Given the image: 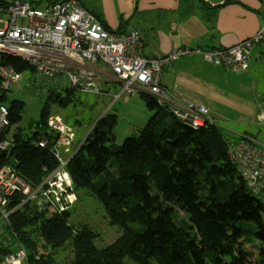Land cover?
Wrapping results in <instances>:
<instances>
[{
    "label": "trees",
    "instance_id": "1",
    "mask_svg": "<svg viewBox=\"0 0 264 264\" xmlns=\"http://www.w3.org/2000/svg\"><path fill=\"white\" fill-rule=\"evenodd\" d=\"M25 1L40 9L64 0ZM6 63L23 75L35 73L20 59ZM61 89L47 88L40 119L27 133L18 129L12 147L0 150V168L14 166L35 188L58 168L56 158L34 143L48 134L52 105L67 108L73 102L75 91ZM140 97L155 113L138 137L116 145L103 118L67 165L75 187H91L112 220L123 225L121 238L100 249L91 230H72L69 211L57 214L16 197L7 207L13 211L9 224L0 222V262L21 245L31 264H55L54 255L43 249L56 250L72 240L74 264H264V208L227 155L234 138L216 124L192 129L154 98ZM7 100V93L0 92V104ZM7 106L10 125L1 140L8 139L25 112L24 102Z\"/></svg>",
    "mask_w": 264,
    "mask_h": 264
},
{
    "label": "built area",
    "instance_id": "2",
    "mask_svg": "<svg viewBox=\"0 0 264 264\" xmlns=\"http://www.w3.org/2000/svg\"><path fill=\"white\" fill-rule=\"evenodd\" d=\"M263 37L264 24L255 36L229 48H180L162 57L149 58L144 54L136 28L111 31L79 0H64L40 9L25 0L5 1L4 5L0 4V92L7 93L13 84L23 79V74L6 63V59L15 58L27 63L35 71L34 80L45 83L47 88L69 87L78 93L102 96L106 93L104 86L119 84L121 91L114 96L115 101L124 92L144 93L184 125L198 130L218 124L205 106L176 100L161 82L163 69L181 57L201 55L207 62L239 75L249 70L253 48ZM261 123L264 125V116ZM9 125L10 110L0 104V136ZM94 128L95 125L90 128L81 145ZM47 129L48 134L39 137L34 145L50 152L58 161V168L35 188L14 166L1 167L2 224H9L13 211L7 207L16 197L21 198L22 204L37 203L57 214L69 211L78 202L73 178L67 171L73 155L65 157L63 153L75 149L81 127L59 113H52ZM12 145V140L0 139L1 151L9 150ZM227 155L264 208V145L255 138L241 137L228 144ZM0 264L31 263L27 250L19 245Z\"/></svg>",
    "mask_w": 264,
    "mask_h": 264
},
{
    "label": "rangeland",
    "instance_id": "3",
    "mask_svg": "<svg viewBox=\"0 0 264 264\" xmlns=\"http://www.w3.org/2000/svg\"><path fill=\"white\" fill-rule=\"evenodd\" d=\"M5 1L11 3L13 0ZM255 47L249 61L250 77L245 78L244 74L237 75L222 69L225 73L224 78L214 80L196 78L194 87L188 88L179 81L173 97L178 101L204 104L218 126L231 140L234 138L233 142L239 138V135L249 133L256 136V139L264 145V125L260 123L258 116L260 112L261 115L264 114V40ZM185 57L189 56L181 58ZM39 81L34 80L32 75L24 74L23 79L13 84L7 92L6 105L11 101H21L25 104L22 121L10 128L8 139L12 140L18 129H23L27 133L31 124L40 119L47 87ZM114 90L116 91L113 94H118L121 86L118 84ZM104 91L109 93L107 86H104ZM142 95L145 94L124 92L115 101L113 96L105 94L96 96L75 92L74 100L67 108H59L54 103L53 113H59L68 121L78 124L82 130L78 135L75 149L67 154L63 153V156L71 157L80 147L79 144L90 128L103 118L105 127H111L115 135L116 145L121 146L127 138L138 137L155 113V109L146 106L140 97ZM75 188L78 202L69 210L68 219L72 230L74 232L84 228L91 230L96 236L97 247L100 249L116 243L124 233L123 225L112 220L91 187L76 186ZM174 210L177 211L179 218H185L184 213L177 207ZM50 215L51 212L48 216ZM131 225L136 229L139 228L136 224ZM43 251L54 255L55 264H74L75 250L72 240L56 250L47 247ZM37 257L36 261L40 256Z\"/></svg>",
    "mask_w": 264,
    "mask_h": 264
},
{
    "label": "crops",
    "instance_id": "4",
    "mask_svg": "<svg viewBox=\"0 0 264 264\" xmlns=\"http://www.w3.org/2000/svg\"><path fill=\"white\" fill-rule=\"evenodd\" d=\"M228 1L231 3L224 5ZM80 2L111 31L136 28L141 35L144 54L149 58L162 57L180 48H229L255 36L262 30L264 24V0H80ZM220 5L222 7L214 9ZM263 40L264 37L259 44ZM174 64L164 68L161 74L163 86L172 95L179 81L189 88L195 86L196 78L214 80L225 76L224 69L207 62L201 55L181 58ZM248 71L242 73L245 78L250 77ZM106 86L109 93L106 92L105 95L114 97L116 95L113 94L116 91L114 89L118 85ZM260 115L261 112L258 116L262 122L264 114ZM245 136L256 139V136L249 133L239 135Z\"/></svg>",
    "mask_w": 264,
    "mask_h": 264
},
{
    "label": "water",
    "instance_id": "5",
    "mask_svg": "<svg viewBox=\"0 0 264 264\" xmlns=\"http://www.w3.org/2000/svg\"><path fill=\"white\" fill-rule=\"evenodd\" d=\"M98 134V130H96V133H95V135H97Z\"/></svg>",
    "mask_w": 264,
    "mask_h": 264
}]
</instances>
